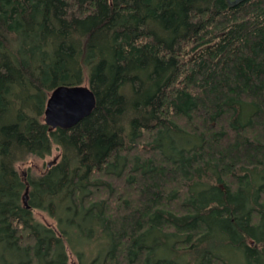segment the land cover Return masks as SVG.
<instances>
[{
    "label": "trees",
    "instance_id": "obj_1",
    "mask_svg": "<svg viewBox=\"0 0 264 264\" xmlns=\"http://www.w3.org/2000/svg\"><path fill=\"white\" fill-rule=\"evenodd\" d=\"M85 84L92 114L46 125ZM227 245L264 264V0H0V264H231Z\"/></svg>",
    "mask_w": 264,
    "mask_h": 264
},
{
    "label": "water",
    "instance_id": "obj_2",
    "mask_svg": "<svg viewBox=\"0 0 264 264\" xmlns=\"http://www.w3.org/2000/svg\"><path fill=\"white\" fill-rule=\"evenodd\" d=\"M229 8H236L247 0H224ZM96 107V99L88 86H61L54 90L46 105L44 122L52 129L69 130L89 117Z\"/></svg>",
    "mask_w": 264,
    "mask_h": 264
},
{
    "label": "rangeland",
    "instance_id": "obj_3",
    "mask_svg": "<svg viewBox=\"0 0 264 264\" xmlns=\"http://www.w3.org/2000/svg\"><path fill=\"white\" fill-rule=\"evenodd\" d=\"M84 86H88L85 84ZM60 158V152L58 150H55L53 154L49 157H46L45 159H31L23 163H19L17 165V169L21 173H26L27 171L31 170V172L35 174H41L47 166L51 165L54 162H57ZM253 184L258 185L259 182H254ZM35 218L42 223L43 225L47 227H51L56 230V224L55 222L45 213L41 211H35L34 213ZM218 230V229H217ZM213 240L215 241H221L223 239H228V235L226 232H223L221 229L218 231H215V233L212 235ZM172 241L173 239H169L166 244L163 246H159L156 250V254L158 257H171L172 253L170 252V248L172 247ZM97 248L95 250L94 247L87 250V258H91V255L93 256L96 254ZM217 252L221 255H223L226 259L230 261L231 264H247L245 253L243 249L238 248L233 245H227V246H220L217 248ZM11 257V255H10ZM69 260L70 264H77V259L75 256H73L71 253L69 254Z\"/></svg>",
    "mask_w": 264,
    "mask_h": 264
}]
</instances>
